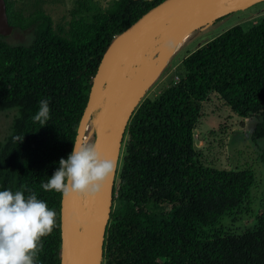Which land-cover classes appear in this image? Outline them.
<instances>
[{
	"label": "trees",
	"instance_id": "obj_1",
	"mask_svg": "<svg viewBox=\"0 0 264 264\" xmlns=\"http://www.w3.org/2000/svg\"><path fill=\"white\" fill-rule=\"evenodd\" d=\"M4 1L9 24L33 28V42L13 46L0 36V112H14L0 142V190L26 188L56 211L38 260L61 264L62 197L40 185L72 151L113 38L164 0H113L105 10L76 0L63 24L41 6L25 17L15 0ZM176 77L130 117L101 264H264V194L254 196L264 187L257 175L264 149L252 158L255 173L207 163L194 143L203 104L217 95L239 118L255 120L250 141L264 144V18L249 29L234 26L189 54ZM46 97L50 119L40 125L32 116Z\"/></svg>",
	"mask_w": 264,
	"mask_h": 264
},
{
	"label": "water",
	"instance_id": "obj_2",
	"mask_svg": "<svg viewBox=\"0 0 264 264\" xmlns=\"http://www.w3.org/2000/svg\"><path fill=\"white\" fill-rule=\"evenodd\" d=\"M262 1L264 0H164L113 38L93 78L74 142L84 140L94 112L103 105L95 123L94 145L102 157L114 162L115 168L94 198L83 200L75 195L62 197V258L65 255L71 261L82 264L102 263L105 234L113 206V187L127 125L148 88L166 67L177 45L202 26ZM206 6H210L209 15L217 10L223 13L212 21L193 25ZM148 26H151L149 30L152 37L146 41L147 36L142 33ZM12 31L5 1L0 0V36H9ZM169 39L172 46H164V41ZM156 45L159 48L155 57L146 66L137 68L134 75L125 81L135 59H140L144 52ZM112 57L115 60L108 65ZM120 80L125 83L121 95L117 96L116 89ZM111 92L113 97H109ZM71 203L76 205V209L73 214H68ZM84 218L85 225H81ZM89 225L90 229L84 234Z\"/></svg>",
	"mask_w": 264,
	"mask_h": 264
},
{
	"label": "rangeland",
	"instance_id": "obj_3",
	"mask_svg": "<svg viewBox=\"0 0 264 264\" xmlns=\"http://www.w3.org/2000/svg\"><path fill=\"white\" fill-rule=\"evenodd\" d=\"M112 1L92 0L101 10L108 8ZM75 2L76 0H15V8L24 9L25 13L23 15L26 17L30 12L35 11L37 6H41L43 13L50 16L54 24H63L69 20V11L75 6ZM263 18L264 1L244 10L232 12L187 35L177 45L166 67L148 88L143 99L154 97L172 79L175 80L177 71L181 67V62L189 54L234 26L249 29ZM3 39L6 43L13 46H28L33 42V28L27 30L13 29L12 33L9 36H4ZM158 48L159 46L156 45L151 50L144 52L140 59L136 58L126 74L125 81L134 75L137 68L146 66L155 57ZM124 83L123 80H120L117 84V96L121 95ZM102 107L103 105L94 112L84 136V140L92 144L95 141V123L101 114ZM13 118V111L0 112V142H3L9 135ZM254 123V119L239 118L217 95H211L209 100L203 104L202 117L194 130V143L203 153L202 159L207 163L223 169L250 168L256 173L258 167L252 165V158L255 156L257 159L260 158V152L264 149V144L259 143L257 146L250 141L249 133L253 129ZM212 131H214V134L210 135L209 133ZM258 161L260 162V160ZM257 175L264 184L263 165L257 170ZM263 192L264 187L261 185L255 190L254 196L260 198L264 194Z\"/></svg>",
	"mask_w": 264,
	"mask_h": 264
},
{
	"label": "clouds",
	"instance_id": "obj_4",
	"mask_svg": "<svg viewBox=\"0 0 264 264\" xmlns=\"http://www.w3.org/2000/svg\"><path fill=\"white\" fill-rule=\"evenodd\" d=\"M171 47L172 41L165 40ZM50 119V98L39 101L33 122L46 125ZM115 164L100 155L86 140L73 142L72 151L58 161V167L40 187L61 197L75 195L91 199L112 175ZM28 192L26 195L25 193ZM56 211L26 188L0 190V264H39L43 238L56 227Z\"/></svg>",
	"mask_w": 264,
	"mask_h": 264
},
{
	"label": "bare ground",
	"instance_id": "obj_5",
	"mask_svg": "<svg viewBox=\"0 0 264 264\" xmlns=\"http://www.w3.org/2000/svg\"><path fill=\"white\" fill-rule=\"evenodd\" d=\"M209 8H210V6L204 7V9L200 13V15L197 17L196 22L193 25H196L197 26V25H199V24H201V23H203L205 21H207V22L212 21L213 19L219 17L223 13V11L217 10V11H214L213 13L211 12L210 15H209L208 14ZM150 27L151 26H148L147 29L144 30L143 33H142V35H146L147 36L146 41H148L152 37V33L149 30ZM162 30H163V28L160 31H162ZM114 60H115V58L112 57L110 59L108 65H110L111 63H113ZM109 97H113V93L112 92L109 94ZM75 209H76V205L74 203H71L69 205V208H68V214H73L75 212ZM81 225H85V218L82 220ZM90 227H91V225H89L88 227H86V229L84 231V234H86L88 232V230L90 229ZM62 263L63 264H82L81 262L75 263V262L71 261L65 255L62 258Z\"/></svg>",
	"mask_w": 264,
	"mask_h": 264
},
{
	"label": "built area",
	"instance_id": "obj_6",
	"mask_svg": "<svg viewBox=\"0 0 264 264\" xmlns=\"http://www.w3.org/2000/svg\"><path fill=\"white\" fill-rule=\"evenodd\" d=\"M176 79L174 80V82H177L178 81V78L177 77H175Z\"/></svg>",
	"mask_w": 264,
	"mask_h": 264
},
{
	"label": "flooded vegetation",
	"instance_id": "obj_7",
	"mask_svg": "<svg viewBox=\"0 0 264 264\" xmlns=\"http://www.w3.org/2000/svg\"><path fill=\"white\" fill-rule=\"evenodd\" d=\"M122 145H123V143H122Z\"/></svg>",
	"mask_w": 264,
	"mask_h": 264
}]
</instances>
